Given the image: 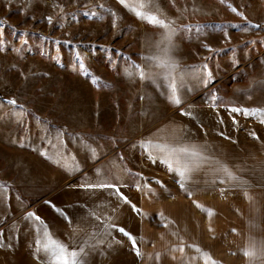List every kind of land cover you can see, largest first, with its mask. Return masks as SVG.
I'll return each mask as SVG.
<instances>
[{
  "label": "rangeland",
  "instance_id": "1",
  "mask_svg": "<svg viewBox=\"0 0 264 264\" xmlns=\"http://www.w3.org/2000/svg\"><path fill=\"white\" fill-rule=\"evenodd\" d=\"M100 4L118 13L115 27ZM159 4L177 26L200 25L204 31L197 35L181 29L171 45L161 44L162 28L127 13L115 0H0V31L6 43V50L0 52V101L15 98L24 106L0 107V182L27 208L60 185L97 169L103 172L109 164L113 169L105 171L107 177L118 181L130 169L123 149L140 140L148 118L173 114L187 125L222 132L224 137L264 134V123L259 120L236 113L230 116L225 107L214 109L206 100L208 92L216 90L226 104L264 108V27L247 32L229 27L230 39L210 30L215 24L245 25L248 21L264 26V0H175V5L159 0ZM185 6L188 11H183ZM90 11L105 18L90 19L86 15ZM45 16H52L54 22L49 24ZM24 40L26 45L21 43ZM76 50L82 53L87 69L107 87L83 74L74 58ZM145 56L171 59L182 71L206 64L215 80L206 91L188 79L191 91L181 90L183 103L176 106L166 99V69L146 61ZM133 62L152 78L141 79L138 70L131 68ZM127 71L134 74L128 76ZM181 107L197 119L181 115ZM233 116L238 124H233ZM221 118L223 123H219ZM89 149L99 158H90ZM77 164L79 170L73 171ZM135 172L142 174L141 179L154 178L144 169ZM22 211L7 216L3 225ZM0 264L7 263L0 260Z\"/></svg>",
  "mask_w": 264,
  "mask_h": 264
},
{
  "label": "crops",
  "instance_id": "2",
  "mask_svg": "<svg viewBox=\"0 0 264 264\" xmlns=\"http://www.w3.org/2000/svg\"><path fill=\"white\" fill-rule=\"evenodd\" d=\"M147 121L139 141L150 139L172 146L183 143L205 148L209 162L190 174L184 189L177 182V174L168 171L159 161L153 163L147 158L137 143L139 141L135 147L127 144L123 152L131 172L136 173L140 168L154 174L152 180L144 179L151 186V193L146 195L138 191L134 181L143 184V178L127 171L124 176L119 175L118 181H110L105 172L113 169L110 164L99 175L78 176V179L60 185L28 208L19 196L8 191L0 203V211L6 213L3 218L15 215L20 209L23 211L2 226L5 229L3 239L11 247L0 248V260L7 264H46V259H51L36 250L35 239L41 223L26 219V214L33 212L54 238L68 245L70 250L96 234L100 243L89 251L87 264H157V252L161 253L159 264H203L198 258L200 253L187 245H199L220 264H248V258L239 250L251 242H255L257 248L264 242V134L258 135L259 139L249 133L248 137L225 138L213 130L187 125L173 114ZM218 164H226L246 185L222 183L224 177L214 171ZM105 181L118 184L145 214L134 213L112 194L111 189L80 187L86 182ZM221 189L226 191L221 192ZM188 191L193 194L187 195ZM245 191L254 198L253 201L245 197ZM197 204L214 214L202 211ZM56 208L62 209L68 218L65 219ZM113 222L138 238L142 257H137L127 237L109 228ZM181 237L185 251L175 255L182 259H172L173 253L168 250L179 245ZM255 264H261V259L258 258Z\"/></svg>",
  "mask_w": 264,
  "mask_h": 264
},
{
  "label": "snow or ice",
  "instance_id": "3",
  "mask_svg": "<svg viewBox=\"0 0 264 264\" xmlns=\"http://www.w3.org/2000/svg\"><path fill=\"white\" fill-rule=\"evenodd\" d=\"M170 2L175 5V0H170ZM11 3V0H9ZM125 9H127L130 13L134 14L140 20L149 23L153 26L162 28L164 33L162 35L161 44H172L173 37L177 34L178 31L183 29L186 33H192L193 31L200 35L204 28L203 26L197 25L195 28L191 25H179L177 26L175 19H168L165 17L164 11L159 4V0H118ZM58 6V5H57ZM99 7L103 9L104 13L110 15L112 17V25L113 27L116 26L118 20V13L111 8H106L104 4H100ZM197 10L198 9H194ZM178 11H181L178 9ZM183 11H188L187 6L184 7ZM231 11L237 13L240 16H243L242 12H237L235 7H231ZM86 15L91 19L93 17L103 20L105 15L100 14L96 11H90L86 13ZM178 19V18H177ZM245 21L247 18L244 17ZM44 20H46L49 24L53 23L52 16H45ZM3 21H0L2 24ZM231 27L233 29H238L244 32H247L251 29H262L261 24L252 23L248 21L245 25L239 24H231V25H224V24H215L212 26L210 30L216 32H223L224 36L227 39H230L228 36V28ZM15 35V30L12 33ZM22 45L27 44V40L21 42ZM62 43L70 44L71 41H64ZM205 47L208 48L210 52L214 51L210 45L205 44ZM6 50V43L3 39V33L0 31V52H4ZM16 52L22 51V48L14 49ZM74 58L77 63L78 68L83 71V74L89 77L93 83L101 84L100 78L94 76L86 67L84 60L82 58V53L78 50L74 52ZM125 60H130V57H124ZM144 59L146 61H154L158 64L159 67L166 69L164 72V79L168 81L167 84V91L168 94L166 99L176 105L181 106L183 103V93L181 90L191 91V88L188 87V79H194L198 84L203 85L205 90L207 91L210 86L213 84L215 80V76L211 70L208 69L206 64L204 65H193L189 66L191 71H182L180 70V65L171 60H162L158 57L152 56L148 57L145 56ZM233 63H237L233 61ZM16 66L13 65V68ZM131 68L138 70V75L141 79H151V73L146 74L143 69H141L140 65H136L134 62L131 65ZM175 73V75H174ZM126 74L128 76H132L134 73L132 71H127ZM20 75L27 79L28 77L24 76L23 72H20ZM43 75H48V73H43ZM101 86L107 87V84H101ZM143 99V97H140ZM206 100L209 102L210 107L214 109H219L220 107H225L228 111L229 115L231 116L232 113L242 114L245 118L252 117L259 120L261 123H264V108H244V107H237L230 104H226L224 98L219 96L216 90H211L208 92ZM4 104L11 105L14 107L23 108L22 104H18V101L15 98L7 99L4 101H0V107ZM181 115L188 116L192 119H197V117L193 114L191 110H184L182 107L180 108ZM233 124H238L239 122L235 119V116L232 117ZM219 123H223V119L219 120ZM219 135L223 136L224 133H218ZM254 138L259 139L256 136L255 132L250 133ZM228 138V137H225ZM139 147H141L149 160L153 163L159 161L160 163L164 164L168 171L177 174L179 179L177 182L179 183L180 187L184 189L186 187V183L190 177V174L200 168L202 165L209 162L210 158L206 155L205 148L200 145L195 144H177L176 146H172L168 143H160L158 141L153 140H142L137 142ZM134 147L137 145H133ZM90 151V158H96L97 156L94 149H89ZM43 155V154H42ZM123 159V157H121ZM79 170L78 164L73 166V171ZM130 175L140 177L141 173H132L130 169H125ZM214 171H216L219 175L224 177V180L221 182H235L241 186L246 185V182L241 179L240 176L236 175L226 164H218ZM97 174H100V169L96 170ZM134 186L137 188L138 191H143L147 195L151 193L153 190L151 186L146 182L141 184L138 181H134ZM82 188L86 189H111L113 190L112 194L118 198V200L123 201L124 204L128 205L132 211L138 215H144L145 213L141 208H139L136 204L132 203L127 195L121 191V187L116 183L110 182H98V183H91L86 182L80 185ZM127 187V185H124ZM221 192L226 191V189H221ZM8 192V185L4 182H0V203L3 202L5 196ZM193 193L191 191L187 192V195L191 196ZM245 197L248 198L250 201H253L254 198L249 195L247 191H245ZM198 207L201 208L202 211L213 215L214 212L211 210L204 208L202 205L197 204ZM53 207H55L53 205ZM56 211L64 216L67 219L66 213L62 209L56 208ZM6 213L0 211V248L11 247V245L6 244L3 237L5 236V229L2 225L5 223L4 215ZM26 219L35 220L41 223V227L37 229L38 235L35 239V245L37 252H41L44 254L45 258L51 257V259H46V264H87L86 256L88 255L89 251L93 250L98 243H100V239L96 236V234H92L90 240H83L81 241V245L78 248L69 249V246L64 244L63 242L54 238L53 234L47 230V227L43 225V222L40 221V217L36 216L33 212H28L26 214ZM167 227V224L164 225ZM109 228L115 229L124 237H127L128 240L131 242V245L135 251L137 257H142L143 253L140 251L138 247V238L133 236L130 232H128L124 227H119L115 222L109 224ZM210 231H213L211 228ZM233 232L236 229H232ZM181 243L179 245H173L168 251L172 252V259H182V257H178L175 253L183 254L185 251V245L183 243V238L181 237ZM189 248H194L198 253H200L199 259L203 260V264H220L219 261H216L212 258L210 253L204 252L203 249L199 247V245H187ZM240 254L244 255L248 258V264H255V261L259 258L261 259V264H264V242H260L259 247L255 242H251L246 248L240 249ZM155 259L157 264H159L161 260V253L157 252L155 255Z\"/></svg>",
  "mask_w": 264,
  "mask_h": 264
},
{
  "label": "built area",
  "instance_id": "4",
  "mask_svg": "<svg viewBox=\"0 0 264 264\" xmlns=\"http://www.w3.org/2000/svg\"><path fill=\"white\" fill-rule=\"evenodd\" d=\"M143 179H145V178H143Z\"/></svg>",
  "mask_w": 264,
  "mask_h": 264
}]
</instances>
